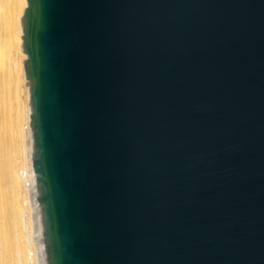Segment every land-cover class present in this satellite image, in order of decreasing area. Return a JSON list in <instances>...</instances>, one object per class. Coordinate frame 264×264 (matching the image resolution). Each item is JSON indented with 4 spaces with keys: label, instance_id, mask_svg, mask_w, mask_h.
I'll use <instances>...</instances> for the list:
<instances>
[{
    "label": "water",
    "instance_id": "95a60500",
    "mask_svg": "<svg viewBox=\"0 0 264 264\" xmlns=\"http://www.w3.org/2000/svg\"><path fill=\"white\" fill-rule=\"evenodd\" d=\"M45 264H264V0H25Z\"/></svg>",
    "mask_w": 264,
    "mask_h": 264
},
{
    "label": "bare ground",
    "instance_id": "6f19581e",
    "mask_svg": "<svg viewBox=\"0 0 264 264\" xmlns=\"http://www.w3.org/2000/svg\"><path fill=\"white\" fill-rule=\"evenodd\" d=\"M25 5L0 0V264H45L21 45Z\"/></svg>",
    "mask_w": 264,
    "mask_h": 264
}]
</instances>
